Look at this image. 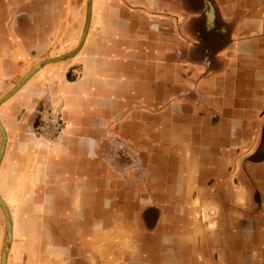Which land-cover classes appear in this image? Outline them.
<instances>
[{"label":"crops","instance_id":"1","mask_svg":"<svg viewBox=\"0 0 264 264\" xmlns=\"http://www.w3.org/2000/svg\"><path fill=\"white\" fill-rule=\"evenodd\" d=\"M30 71L0 264H264V0H0V99Z\"/></svg>","mask_w":264,"mask_h":264},{"label":"bare ground","instance_id":"2","mask_svg":"<svg viewBox=\"0 0 264 264\" xmlns=\"http://www.w3.org/2000/svg\"><path fill=\"white\" fill-rule=\"evenodd\" d=\"M83 42H84V40H83ZM81 46H82V43H80V45L74 50L73 53H77L80 50ZM56 59L58 60V58L46 59V62H53V61H56ZM32 75H33V71L28 72L24 76V78L21 80V82H19V84L14 88L13 91L8 92V94H6L4 97H2L0 99V104L3 103L4 101L8 100L12 96H14V94H16L17 91L20 90L28 82V80L31 78ZM0 125H1L2 132H3L2 133V144H1L0 152H1L2 155H4V151H5V148H6V142H7V133H6V130H5L1 120H0ZM2 148H3V150H2ZM0 199H2L1 196H0ZM6 209L8 210V208H6ZM7 212H9V210ZM8 214H9V221H11L10 212ZM5 216H6V214H5ZM6 220H7V217H6ZM7 225H8V220H7ZM11 227H12V224H11L10 228Z\"/></svg>","mask_w":264,"mask_h":264},{"label":"built area","instance_id":"3","mask_svg":"<svg viewBox=\"0 0 264 264\" xmlns=\"http://www.w3.org/2000/svg\"><path fill=\"white\" fill-rule=\"evenodd\" d=\"M61 127V118L54 112H48L45 116H42L41 122L38 128L40 134L58 133Z\"/></svg>","mask_w":264,"mask_h":264},{"label":"water","instance_id":"4","mask_svg":"<svg viewBox=\"0 0 264 264\" xmlns=\"http://www.w3.org/2000/svg\"><path fill=\"white\" fill-rule=\"evenodd\" d=\"M59 59V58H58ZM57 60V59H56ZM51 61V60H50ZM42 63H47L46 62V60L45 61H43ZM40 65L41 64H38L36 67H35V69L34 70H36V69H38L39 67H40ZM34 72V71H33ZM13 91V90H12ZM0 131H1V133H3L2 132V129H1V125H0ZM2 150H3V148H2ZM2 157H3V155L1 154V152H0V163H1V160H2ZM0 205H1V207L3 208V210H4V213L6 214V217H7V220H8V225H7V229H8V232H9V234L11 233V230H12V227L10 228V226H11V221H9V212H7L8 210L6 209L7 207H6V204L4 203V201L2 200V199H0ZM6 210H5V209Z\"/></svg>","mask_w":264,"mask_h":264},{"label":"rangeland","instance_id":"5","mask_svg":"<svg viewBox=\"0 0 264 264\" xmlns=\"http://www.w3.org/2000/svg\"><path fill=\"white\" fill-rule=\"evenodd\" d=\"M74 54V53H73ZM40 118H42V116L40 117ZM40 122H41V119H40ZM5 128V127H4ZM1 144H2V142H1ZM2 198V197H1ZM3 209V208H2ZM5 218H6V216H5ZM6 223H7V220H6Z\"/></svg>","mask_w":264,"mask_h":264}]
</instances>
